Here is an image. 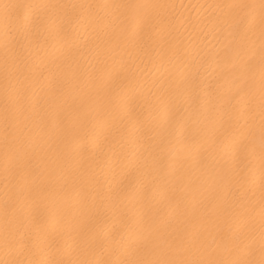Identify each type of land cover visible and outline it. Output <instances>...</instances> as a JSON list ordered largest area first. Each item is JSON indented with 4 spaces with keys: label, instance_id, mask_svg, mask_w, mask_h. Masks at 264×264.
<instances>
[{
    "label": "bare ground",
    "instance_id": "6f19581e",
    "mask_svg": "<svg viewBox=\"0 0 264 264\" xmlns=\"http://www.w3.org/2000/svg\"><path fill=\"white\" fill-rule=\"evenodd\" d=\"M0 264H264V0H0Z\"/></svg>",
    "mask_w": 264,
    "mask_h": 264
}]
</instances>
